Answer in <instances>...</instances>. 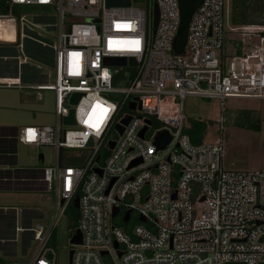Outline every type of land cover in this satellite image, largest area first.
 I'll return each mask as SVG.
<instances>
[{
	"label": "built area",
	"instance_id": "obj_1",
	"mask_svg": "<svg viewBox=\"0 0 264 264\" xmlns=\"http://www.w3.org/2000/svg\"><path fill=\"white\" fill-rule=\"evenodd\" d=\"M6 1L55 10L52 81L29 82L53 91L55 123L25 124L17 139L56 149L41 177L53 192L52 214L29 227L32 244L6 264H55L50 240L76 196L70 264H106L105 255L114 264H264V168L224 166L226 99L264 100V0L262 21L230 26L226 0H202L179 53L178 0H157L155 31L152 0ZM26 14L36 23V11L0 12L12 21L18 47L32 29L22 31ZM120 57L125 64L113 61ZM16 58L19 67L27 62ZM22 82L20 70L0 76L3 86ZM72 92L80 93L75 102ZM188 94L218 99L213 140L195 143L185 131ZM162 129L170 140L159 148ZM62 149L77 162L63 161ZM77 230L81 241L71 242Z\"/></svg>",
	"mask_w": 264,
	"mask_h": 264
},
{
	"label": "rangeland",
	"instance_id": "obj_2",
	"mask_svg": "<svg viewBox=\"0 0 264 264\" xmlns=\"http://www.w3.org/2000/svg\"><path fill=\"white\" fill-rule=\"evenodd\" d=\"M24 6V5H23ZM225 21L226 25H231L230 20V0H226ZM55 14V10L51 8L44 15ZM32 17L26 14L23 22L22 31L25 28H32L39 35L49 39H54V31L48 28V23L44 20L31 21ZM13 44L15 41H3ZM17 56H26L28 61H33L42 72L48 74L47 79L43 82L52 81V67L40 61H35L27 56L22 46L17 48ZM230 57H227V61ZM184 112L186 114L185 123H189L190 119H201L208 123L203 138L205 140H213L217 133L215 131V118L219 111V101L216 98L202 97L198 95L188 94L183 98ZM227 110L231 113L242 107H252L259 112L261 128L259 130L249 129L231 124L226 120L225 138V155L224 166L234 168H264V100L230 98L225 101ZM226 110V111H227ZM229 112V113H230ZM55 123L53 113V91L50 89H41L30 86L29 82H22V86H3L0 85V125H13L22 127L25 124H44ZM56 149L53 145L42 144L37 147L32 144H24L17 142L16 165L23 167H44L55 164ZM42 155L40 160L39 155ZM40 189L26 188H8L0 189V207L15 208L17 215V226L23 227L22 212L28 209L39 210L46 219L52 214L53 192L45 188L43 181ZM120 215L115 220H120ZM36 219L32 220L31 225L35 224ZM136 219L128 221L127 225L135 222ZM74 221L72 215L68 212L56 226L55 234L50 240V244L55 250V264H69V227H72ZM123 225L124 223L121 222ZM22 231L17 230L16 235V253L15 255L3 254L8 260L21 258L23 252L21 250ZM106 264H114L111 256L105 255Z\"/></svg>",
	"mask_w": 264,
	"mask_h": 264
},
{
	"label": "trees",
	"instance_id": "obj_3",
	"mask_svg": "<svg viewBox=\"0 0 264 264\" xmlns=\"http://www.w3.org/2000/svg\"><path fill=\"white\" fill-rule=\"evenodd\" d=\"M24 5V6H23ZM51 9L45 5H27L13 4L11 8L6 0H0V12H12L19 16L21 13L39 12L34 17L35 21L44 20L48 23V28L54 30L55 17L52 15H44ZM263 0H230V20L232 23H247L262 21ZM30 36L23 38V47L28 57L35 61H40L48 66L53 67L54 52L51 47L52 39L38 35L36 31L27 29ZM41 39L46 43H43ZM20 43L18 38L13 44L0 42V76H15L20 70V78L23 82H43L47 79V74L42 72L33 61L17 64V48ZM226 111V120L231 124L245 127L249 129L259 130L261 121L259 112L252 107H242L235 110L233 113ZM208 123L201 119H190L185 131L190 134L192 142H201ZM17 132L18 127L13 125H0V189H8L12 187L26 189H40L42 187L41 179L42 168L40 167H23L16 165L17 153ZM68 151L62 149V159L69 164H75L77 157L67 155ZM42 158V155H41ZM42 160V159H41ZM44 182V181H43ZM45 184V183H44ZM68 212L72 215V220L75 221L77 208L71 203L68 207ZM43 214L39 210L28 209L27 212H22L23 229L21 236V250L26 252L32 244L33 231L31 227L32 220L41 219ZM17 215L15 208L0 207V262L6 264L9 258L3 256L15 255L16 253V235H17ZM55 234V232H54ZM53 234V235H54Z\"/></svg>",
	"mask_w": 264,
	"mask_h": 264
},
{
	"label": "water",
	"instance_id": "obj_4",
	"mask_svg": "<svg viewBox=\"0 0 264 264\" xmlns=\"http://www.w3.org/2000/svg\"><path fill=\"white\" fill-rule=\"evenodd\" d=\"M179 2V9H180V21L179 26L177 29L176 36L174 38L173 42V49L176 52H182L183 48L185 46L186 40H187V32H188V26L190 18L195 11V9L201 4L202 0H178ZM107 5H124V4H130V0H106ZM152 12H153V31H155L157 23H158V3L157 0H152ZM114 62L118 64H125L126 60L125 57L115 58L113 59ZM130 63L135 64V59L133 57H130ZM79 92H72L70 100L72 102H75L79 97ZM133 102L131 105L133 106ZM65 120L67 122H73V109L70 110V114L65 117ZM128 120V118L125 119V122ZM146 127H143L141 130V134H143ZM121 130V127H120ZM170 140V134L166 129H162L158 132V134L155 137V142L159 148H163L166 143ZM91 143V140L89 141ZM113 144V142H112ZM40 160L41 154L39 155ZM139 160H134L130 165L138 162ZM113 181V179H112ZM74 205L78 206V196L74 198ZM117 211V207L114 208L113 214H115ZM129 210L125 212L124 220L126 221L128 219ZM141 220H145L144 216H140ZM71 242L77 243L81 241V234L80 231L77 230V232L71 237ZM116 244V243H115ZM102 253L105 252V250L101 251ZM71 253L72 249L69 250V264L71 259ZM225 264H244L243 262H226ZM258 264H263L262 262Z\"/></svg>",
	"mask_w": 264,
	"mask_h": 264
},
{
	"label": "bare ground",
	"instance_id": "obj_5",
	"mask_svg": "<svg viewBox=\"0 0 264 264\" xmlns=\"http://www.w3.org/2000/svg\"><path fill=\"white\" fill-rule=\"evenodd\" d=\"M0 38L6 41L16 39V32L12 25V21L8 18L0 19Z\"/></svg>",
	"mask_w": 264,
	"mask_h": 264
}]
</instances>
